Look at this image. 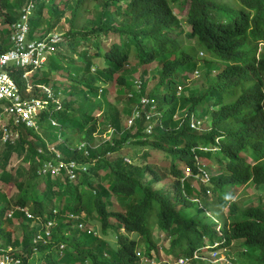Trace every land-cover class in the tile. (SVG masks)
<instances>
[{
    "label": "trees",
    "instance_id": "16d2710c",
    "mask_svg": "<svg viewBox=\"0 0 264 264\" xmlns=\"http://www.w3.org/2000/svg\"><path fill=\"white\" fill-rule=\"evenodd\" d=\"M175 1L0 0L5 25L0 31V54L12 47L11 27L30 2L36 7L30 38L42 25L47 33L64 19L68 24L64 40L76 43L63 56L72 84L65 87L60 101L61 91L55 89L39 118V129L13 125L18 137L6 141L0 129V147L6 143L0 151V184L17 188L14 196L0 190V249L21 247L12 252L21 264H62L57 251L61 248L64 264H141L139 249L149 257L156 251L162 259L165 244L158 242L162 231L170 241L167 260L191 256L208 241L228 249L242 241L240 248L245 249L239 264H264V56L258 53L264 48V0L234 1L232 11L217 0H188L187 36L195 40L194 53L182 43L186 35L172 10ZM111 33L118 38L103 53L101 39ZM197 47L205 48L211 58L201 59ZM56 55L57 60H48L46 66L59 74V51ZM132 56L134 65H130ZM152 63L159 74L149 77L150 70L143 65ZM40 70L33 76L31 95L45 98L37 84L49 85L50 74ZM195 72L197 81L190 78ZM151 80L159 87L158 97L149 90L145 101ZM113 84L118 96H126L122 109L109 98ZM97 110L102 111L100 118ZM201 110L206 120L199 117ZM132 116L134 123L128 126ZM193 117L204 121L209 131L196 133ZM147 126L152 127L150 132ZM50 127L56 128L54 143L45 134L44 128ZM107 132L110 140L103 138ZM125 145L142 149L140 158L145 160L150 151L160 158L157 164H138L132 151L127 152L129 157L122 152L110 157ZM14 156L18 161L11 169ZM181 165L191 171L190 178ZM48 167V183L37 190L34 180ZM209 169L213 174L205 182L201 177ZM192 176L198 178L197 186ZM172 177V183L163 186ZM251 184L259 192L256 199L243 203L233 199ZM113 198L120 210L109 208ZM82 215L98 220V226L83 221L88 228L82 229V221H75ZM41 220L46 225L55 222L51 236L44 233L34 242L31 225L36 223V233L43 231ZM26 222L29 233L24 232L21 240L14 238L12 229H21Z\"/></svg>",
    "mask_w": 264,
    "mask_h": 264
},
{
    "label": "rangeland",
    "instance_id": "374dc122",
    "mask_svg": "<svg viewBox=\"0 0 264 264\" xmlns=\"http://www.w3.org/2000/svg\"><path fill=\"white\" fill-rule=\"evenodd\" d=\"M57 1H59V0H57ZM188 1V0H187ZM218 1V3H221V4H225V5H227V7H224V9L225 10H227V11H232V10H234L236 7H235V2L237 3V0H217ZM235 1V2H234ZM188 2H190V1H188ZM234 5V6H233ZM173 7H174V10H176V13H177V16L180 18V20L182 21V23H183V25H184V28H185V30H186V32H188V30H189V27L186 25V16H187V13H188V11H189V7L187 6V4L185 3V4H183L182 2H178V3H175L174 2V5H173ZM34 14H35V11H34ZM44 15H47V11L46 10H44ZM2 20H3V18L1 17L0 18V31H1V29L3 28V27H5V25L2 23ZM68 30V24L67 23H64V19H62L61 21H60V23L56 26V27H54L51 31H54L55 33H57V34H59L60 36H61V38H62V40L63 41H61V42H59L55 47L57 48V50H55V51H52L51 52V55H50V60H49V54L47 53L46 54V59H47V62H48V60L50 61V63H53L55 60H57V55H56V52L57 51H59V53H60V63H61V67H60V71H59V74H55V70L54 69H52L51 71H49L48 70V68H47V66H46V64H47V62L46 63H44L42 66H41V69L42 70H40L39 71V73L40 74H44V73H48V77H49V81H48V84H49V86H50V88H51V91H52V93L54 94L55 93V89L56 88H59L60 89V91H61V94H59V97H57V100L58 101H60V100H63L64 99V94H62L63 92H64V89H65V87L68 85V86H70V81L67 79V75H66V70H64V67H63V64H64V59H63V56H65V55H67V52H66V48L69 50V51H71V50H73L75 47H76V43L74 42V40L73 39H69V40H64V32H66ZM46 30H45V28H44V26L42 25L37 31H36V33L34 34V36H32L31 38H41V37H43L45 34H46V32H45ZM48 33V32H47ZM117 38H118V36L117 35H115V34H113V33H111V34H109L108 36H106V37H103L101 40H102V46H101V51L103 52V53H107L108 52V50L110 49V47H111V45L113 44V41H115V40H117ZM182 40V43H185L186 42V45H185V49H187L188 51H190L191 53H194L195 52V50L193 49L194 48V43H195V40H186V38L184 37V38H182L181 39ZM81 48H82V46L81 45H79V52L81 51ZM197 50H199L198 49V47H197ZM259 56L261 57V56H264V48H260L259 49ZM199 54H201V53H199ZM69 58H72L73 57V53L71 52V53H69ZM201 56H204V55H201ZM135 62H136V59H135V57L134 56H132L131 57V59H130V65H134L135 64ZM156 64H149V65H143V68H145V67H147V68H149V77H152L154 74H159V72L157 71H155V68H156V66H155ZM140 73V69H138V74ZM199 74H196L195 76H194V74L190 77V78H192L193 76V78L192 79H194V78H196L197 76H198ZM189 78V79H190ZM69 79H70V77H69ZM181 79L183 80V77H181ZM199 79V77L198 78H196V79H194L193 81H197ZM46 82V79H44V83ZM190 83H192V82H190ZM72 84V83H71ZM158 89H159V87H158V85H157V83H155L154 81H150V87L145 91V94H144V96L146 97L147 96V94H148V92H149V90H150V93L152 94V95H154L155 97H158L157 95H158ZM161 90H162V93L164 94L165 92H164V90L166 91V84H165V80H163L162 81V86H161ZM109 91H110V93L111 94H109V98L111 97V99H112V102L116 105V106H118L119 108H123L124 106H125V98H126V96H118V93H117V86L115 85V84H113L111 87H110V89H109ZM162 96V95H161ZM160 96V97H161ZM161 98H163V96L161 97ZM145 101L147 100V98L146 99H144ZM166 108H167V106L166 105H163V107H162V111L163 112H165L166 111ZM140 110H141V112H143L144 111V107H142V108H140ZM102 114V111H99V110H97L96 111V117L97 118H100V115ZM180 114L181 113H178V114H176L177 116H180ZM183 115L185 114V112H183L182 113ZM150 115H148V117H149ZM199 117L201 118V119H204V120H206V118H205V113H204V111L203 110H201V112H200V114H199ZM194 118V117H193ZM133 121H134V116H132V117H130L129 119H128V124L129 125H132V123H133ZM192 121V120H191ZM202 121V120H201ZM197 121L196 122V127H192V128H196L195 130V132L196 133H202V132H205V131H209V128H206V126H205V124L203 123L204 121ZM55 122H56V120H55ZM125 122L127 123V120H125ZM200 124V125H199ZM60 125H63V121H61L60 122ZM154 126H156V121L154 122ZM56 128H51L50 127V129L49 128H44V130L46 131L45 132V134H46V136H49V139L51 140V141H53L52 143H54L55 142V138H56V130H55ZM145 130L147 131V132H150L151 130H152V127L151 126H147L146 128H145ZM132 131L133 132H135L136 131V129L135 128H132ZM97 138L98 137H100V135L99 136H96ZM2 138V137H1ZM3 138H4V141H6V138L4 137V135H3ZM103 138L105 139L106 138V140H110V138H111V135H110V133H107V134H105L104 136H103ZM2 142V144H1V147H0V151L2 152L4 149H5V146H6V143L5 142ZM51 149L52 148H54L53 146H51L50 147ZM128 151H132L133 153H134V155H133V160H135L138 164H143V163H146V161L147 162H153L154 164L158 161V159L160 158V157H155V155H152V153H151V151H150V153H149V157L145 160V158H140L141 157V155L140 154H142V149L140 150L138 147H136V146H134V148L131 150V146L130 145H125V147L123 148V149H121L120 151H118L116 154H112V155H110V157L112 158V159H114V158H116L118 155L117 154H120L121 152H122V155H127V152ZM127 157H129V155H127ZM162 159L164 158V156H162L161 157ZM129 160H130V158H129ZM17 161H18V159L16 158V156H14L13 158H11V161H10V168L12 169H14L15 167V165H16V163H17ZM161 161V160H160ZM159 161V162H160ZM158 162V163H159ZM157 164V163H156ZM181 164H183V163H181ZM181 167L184 169V173H185V175H187V177L188 178H190L191 177V171H189V169L188 168H186V166L185 165H181ZM212 170L213 169H209V170H207V172H208V174L210 175H212L213 174V172H212ZM49 171H51V170H49ZM51 173V172H50ZM101 173H105L104 171H101ZM47 175V172H45V173H41L40 174V176H42V177H40V178H35V180H34V185H35V188L37 189V190H40V184L42 185V187H44V183L45 184H47L48 182L46 181V179H47V177H45ZM193 177V176H192ZM174 180V178L172 177V178H169L168 180H166L164 183H163V186L165 185V187H166V185L169 183V184H171L172 183V181ZM198 178L196 177H193V184H194V186H197L198 185ZM28 181H30V182H32L31 181V179H28ZM33 186V185H32ZM255 185H252L251 184V186L250 187H245L244 189H239L238 190V192L234 195V197H233V199L235 198V199H237L238 200V202H240V203H243V202H245L246 200H248V199H250V198H254V199H256L257 197H258V195H259V192H258V190L254 187ZM0 190H3L4 192H6L7 194H8V196H14L16 193H17V188H16V186H14V187H10V189H9V187H5L3 184H0ZM209 194V197H211V196H213V194H212V192L211 193H208ZM112 201H113V204H111L110 206H109V208L110 209H114V210H120V204H119V202H117V200L115 199V198H113L112 199ZM224 210H226V209H224ZM210 213H212L211 212V210L210 211H207V214L208 215H210ZM32 215H34V214H32ZM84 215H82V216H80L77 220H75V221H77L78 223H79V221H86L87 223H89V224H91V225H94V226H98V224H99V221L98 220H91L90 218L88 219V218H85L84 219V217H83ZM28 218H31V219H34V217L32 218V217H28ZM54 220L56 221V217H54ZM111 222H114V219L111 217ZM14 223L15 224H17L18 223V220H16V219H14ZM40 223H41V225L43 226V228H44V230L43 231H38L37 233H36V230L33 228V226L34 225H36V223L35 222H33L32 223V225H31V230H32V232H33V234H35V236H34V242H37V241H40V240H42V238H40V236L41 235H43L44 233H49V227H50V225L48 224V226H46V224H45V221L44 220H41L40 221ZM55 223V222H54ZM73 224V227H74V222L72 223ZM85 225H87V224H85L84 223V227L83 228H85ZM12 227H14V226H12ZM13 230V233H14V238H19L20 240L22 239V235H23V233L24 232H27V233H29V224H28V222H26L23 226H21V229H12ZM55 230L57 231L58 230V228L56 227L55 228ZM51 231V230H50ZM122 231H123V229H122ZM52 232V231H51ZM68 233L71 235V233H72V230H68ZM153 233H158L157 231H153ZM164 234H165V232L164 231H162V234H160V239H158V242H159V246H161V245H163V244H165V246L164 247H162V250H161V257H162V259H166L169 255H167V253H166V248L168 249L169 248V246H170V241H166V239H165V236H164ZM111 238H112V236H111ZM111 238H109V241L110 242H112V239ZM1 241H3L2 239H0V242ZM241 243H242V241H238V242H236L235 243V247H232L231 249H227V252L225 253L226 254V256H228V258H230L234 263H236V264H238L237 262H236V258H237V256H238V254H240L241 253V251H244V249L245 248H243V249H241L240 248V245H241ZM8 248H10V250H11V252H15V251H18V250H22V248L21 247H13V246H10V247H8ZM20 248V249H19ZM57 250V248H54L53 249V251H56ZM140 250V249H139ZM58 252H59V257H60V259L62 260V264H64V255H63V248H61L60 250H57ZM156 251H153L152 250V252H151V254H153V255H155L156 253H155ZM224 253V252H223ZM208 255V254H207ZM172 256V255H171ZM35 260H36V258H33V260H32V262H35ZM204 263H207V262H204ZM76 264H79V263H76ZM191 264H200L199 262H194V263H191ZM211 264H231V263H226V262H221V261H218V262H211Z\"/></svg>",
    "mask_w": 264,
    "mask_h": 264
},
{
    "label": "built area",
    "instance_id": "2783aa9c",
    "mask_svg": "<svg viewBox=\"0 0 264 264\" xmlns=\"http://www.w3.org/2000/svg\"><path fill=\"white\" fill-rule=\"evenodd\" d=\"M35 8L34 2H30L24 7L19 19L11 27L12 47L6 53L0 54V108L3 109V112L0 113V125L6 140L18 137V134L11 128L12 124H24L28 128H38V119L41 113L54 97L52 91L46 87L47 85L41 83L37 85V88L46 97L39 98L36 95H31L35 90L32 76L47 62L46 54L57 50L55 46L62 41L61 36L54 31H49L41 38H30V20L34 15ZM19 80L24 86L19 83ZM192 126L196 127L194 119ZM47 170H50L49 167L44 172ZM52 172H56V169H53ZM203 179L204 181L210 180L206 171ZM23 210L28 217H34L27 209L23 208ZM48 224L52 226L54 223L48 222L46 226ZM83 226L84 224L80 223V227ZM46 234L50 235V230ZM40 238L43 239V235ZM137 255L140 257L141 264H162L157 258L149 257L140 250L137 251ZM195 257L198 255L196 254ZM189 261V258H182L178 263L186 264ZM21 263V258L13 254L10 248L8 251L0 249V264Z\"/></svg>",
    "mask_w": 264,
    "mask_h": 264
},
{
    "label": "clouds",
    "instance_id": "9594fccd",
    "mask_svg": "<svg viewBox=\"0 0 264 264\" xmlns=\"http://www.w3.org/2000/svg\"><path fill=\"white\" fill-rule=\"evenodd\" d=\"M178 2H182L183 4H187V6L188 7H190V2H188V1H185V0H178V1H175V3H178ZM218 2V1H217ZM219 4H221V3H219ZM173 5H174V3H173ZM222 5H224L225 7H227V5H225V4H222ZM172 10H174V7L172 8ZM174 12L176 13V10H174ZM189 12V11H188ZM176 15H177V13H176ZM178 17V16H177ZM179 18V17H178ZM180 19V18H179ZM187 21H188V13H187V16H186V25L189 27V30H191V26L187 23ZM182 22V21H181ZM183 24V23H182ZM30 27H31V25H30ZM183 28H184V25H183ZM185 29V28H184ZM189 30H188V32H189ZM31 31V30H30ZM184 32H185V35H186V40H188V36H187V33L188 32H186V30H184ZM198 49L199 50H197L199 53H201V54H199V56H200V58L201 59H203V58H205V57H207V58H211V53H209L205 48H203V47H198ZM201 55H204V56H201ZM39 70V69H38ZM38 70H36L37 71V73L35 74V75H33V76H36V75H38ZM196 74H198V72H195V74H194V76L196 75ZM32 76V79H34V77ZM138 82H141L142 83V81L141 80H137ZM33 84L35 85L36 83H34L33 82ZM39 84V83H38ZM37 84V85H38ZM42 84V83H41ZM47 88H49L50 90H51V88H50V86L49 85H47L46 86ZM182 90V86H180L179 87V93H180V91ZM54 95V94H53ZM144 98H147V96L145 97L144 96ZM141 100H142V98H140ZM47 109V108H46ZM1 112H3V109H1V111H0V113ZM44 112V111H43ZM43 112L41 113V114H43ZM158 114H160V113H158ZM138 115V114H137ZM136 115V116H137ZM135 116V117H136ZM41 117V116H40ZM39 117V118H40ZM135 117H134V119H135ZM195 120L196 122H197V120L195 119V118H192V120ZM52 123L53 124H58V122L56 121L55 122V120H52ZM133 123H134V121H133ZM133 123H132V125H133ZM14 124H12L11 125V127L13 126ZM132 125H129L128 124V126H132ZM191 126H192V121H191ZM193 127V126H192ZM28 128V127H27ZM34 129H39V119H38V128H35V127H33ZM0 129L2 130V127H1V125H0ZM3 131V130H2ZM113 131V129H109V132L111 133ZM109 132H107V133H109ZM111 135V134H110ZM207 172V171H206ZM208 173V172H207ZM210 176V175H209ZM203 177H204V174H203V176L201 177L202 179H203ZM203 181H204V179H203ZM210 181V180H209ZM205 182H208V181H205ZM74 217V216H73ZM76 219H78V217H75ZM81 223H83L84 224V222L82 221ZM86 224V223H85ZM54 225V224H53ZM84 227V226H83ZM83 227H81L82 229H87L88 227H87V225H85V228H83ZM49 228H51V226L49 227ZM50 230V229H49ZM217 244V245H216ZM227 249L228 248H221L220 247V243L219 242H207L206 244H205V246H204V248L203 249H201V250H198V251H195L194 252V254L193 255H191V256H181V257H179L178 258V260H167V259H159L156 255H153V254H151L153 257H155V258H157V260L159 261V262H161L162 264H179L178 262H179V260L180 259H182V258H189L190 259V261L188 262V263H186V264H191V263H194V262H199V261H203V262H218V261H221V262H226V263H231V264H236V263H234L230 258H228V256H226V252H227ZM231 249V248H230ZM224 252V253H223ZM242 252V251H241ZM198 255V257H195V255ZM208 254V255H207ZM216 254V255H215ZM239 254H238V256H237V258H236V262L239 264Z\"/></svg>",
    "mask_w": 264,
    "mask_h": 264
},
{
    "label": "bare ground",
    "instance_id": "6f19581e",
    "mask_svg": "<svg viewBox=\"0 0 264 264\" xmlns=\"http://www.w3.org/2000/svg\"><path fill=\"white\" fill-rule=\"evenodd\" d=\"M7 51L3 52V53H6ZM202 122V121H201ZM197 125V124H196ZM200 125V124H199ZM203 180V179H202Z\"/></svg>",
    "mask_w": 264,
    "mask_h": 264
},
{
    "label": "crops",
    "instance_id": "0c3cea01",
    "mask_svg": "<svg viewBox=\"0 0 264 264\" xmlns=\"http://www.w3.org/2000/svg\"><path fill=\"white\" fill-rule=\"evenodd\" d=\"M1 184H2V183H1ZM50 230H52V228H51ZM50 236H51V231H50Z\"/></svg>",
    "mask_w": 264,
    "mask_h": 264
}]
</instances>
